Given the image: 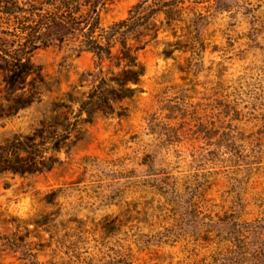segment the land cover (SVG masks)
I'll use <instances>...</instances> for the list:
<instances>
[{
  "label": "rangeland",
  "instance_id": "rangeland-1",
  "mask_svg": "<svg viewBox=\"0 0 264 264\" xmlns=\"http://www.w3.org/2000/svg\"><path fill=\"white\" fill-rule=\"evenodd\" d=\"M139 1L116 0L103 24ZM196 1L193 27L162 32L140 53L146 74L129 85L139 91L111 110L82 106L100 72L91 53L38 49L43 80L31 76L23 93L0 73V145L30 137L58 159L1 180L0 264L254 263L264 235V0ZM16 37L0 33L18 47ZM110 68L120 71L106 61L103 75ZM53 219L58 230L43 224Z\"/></svg>",
  "mask_w": 264,
  "mask_h": 264
},
{
  "label": "trees",
  "instance_id": "trees-1",
  "mask_svg": "<svg viewBox=\"0 0 264 264\" xmlns=\"http://www.w3.org/2000/svg\"><path fill=\"white\" fill-rule=\"evenodd\" d=\"M115 1L0 0V28L7 27L2 32L0 30V33L17 36L19 39L18 47L14 41L0 39V73L4 75L9 89L25 92L31 76L42 81V74L32 61L33 54L38 49L58 44L61 47L69 46L78 54L91 53L100 68V72L94 77L95 85L88 100L82 104L90 115L95 110H111V100L133 96L139 90L129 85L139 84L146 74V66L140 60V53L152 42H157L162 32L173 30L176 37L178 28L187 32L188 27H193L198 3L196 0H140L125 19L104 25L102 14ZM131 41L134 45H131ZM117 47L121 50L120 55L114 54ZM106 61H113L119 68V73L115 74L110 68L107 75H103L101 70ZM111 84L117 85L118 90H110ZM1 93L0 90V96ZM34 141L35 139L26 137L15 143L8 141L0 145V183L8 174L33 175L54 168L58 159L53 155L47 157V149H43L40 144L30 145ZM59 148L57 146L53 149L59 152ZM49 196L50 199L45 202L56 206L57 194L51 193ZM53 215L50 214L49 217ZM52 222L55 225L51 228L58 230L60 224L55 219L43 224ZM263 236V233L259 236L252 264H264ZM54 245L56 252L65 248L60 237L55 239ZM74 264L95 262L78 259ZM100 264H127V258L116 255Z\"/></svg>",
  "mask_w": 264,
  "mask_h": 264
}]
</instances>
